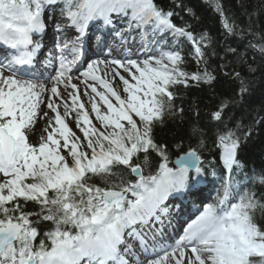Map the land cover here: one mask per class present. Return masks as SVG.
Returning a JSON list of instances; mask_svg holds the SVG:
<instances>
[{
	"label": "snow or ice",
	"instance_id": "snow-or-ice-1",
	"mask_svg": "<svg viewBox=\"0 0 264 264\" xmlns=\"http://www.w3.org/2000/svg\"><path fill=\"white\" fill-rule=\"evenodd\" d=\"M43 3L44 0H0V40L13 48L32 45L31 33L45 27L41 19ZM217 10L223 15L219 5ZM129 12L130 27L134 21L137 27L151 25L154 32H171L193 42L198 61L206 55L201 47L206 35L201 34L198 41L191 31L176 26L170 19L173 13L159 8L154 0H65L63 10L81 36L89 21L102 18L110 24L112 13L127 16ZM224 27L228 32L234 31L227 18ZM56 29L60 30L59 24ZM78 45L79 37L73 43V60L62 61L52 77L57 84L65 78L71 81L68 73L79 58ZM39 47L36 43L31 52L16 56L7 66L29 63ZM182 63L179 51L162 49L158 56L149 55L143 61L126 58L88 63L82 73L85 82L88 78L99 81L119 104H113L95 84L87 85L95 94L90 96L91 111L102 128L111 131H102L92 124L77 90L69 94L71 107L64 102V116L75 110L76 125L84 141L69 128L59 105L49 97L46 107L55 113L58 127H52L49 119L44 129L46 136H41L36 146L28 142L26 133L34 126L45 86L0 71V173L4 177L0 180V264H264V229L255 222V211H264V202L244 191L239 193L237 202L229 204L230 183L225 185L223 197L204 205L199 215L187 223L174 245L157 248L153 235L149 253L144 229L153 220H160L157 212L167 213L161 207L163 200L169 192L187 185L191 169L197 175L203 172L195 149L177 161V168L168 167L166 146L156 143L152 135L154 123L162 124L166 106L171 108V85L187 84L188 79L205 83L215 79L206 69L189 76L180 67ZM101 64L106 66L105 75L111 69L113 78L119 77L126 99L96 74ZM71 88L77 89V85L71 84ZM240 90L247 91L243 80ZM51 93L60 95L55 84ZM95 97L107 106L105 112H101ZM132 114L139 117L140 125ZM47 116L44 112L40 118ZM213 116L220 120L221 112L216 111ZM122 121L127 122V127ZM219 144L224 166L230 171L234 166L238 169L239 138L227 130L219 136ZM61 149L67 150L68 156L61 154ZM150 150L163 162L155 175H144L140 154L147 166ZM120 166L130 170L136 179L128 180L125 171L114 170ZM91 176L100 177L103 186L90 183ZM29 202L38 205L39 210L29 211ZM43 222L52 227L41 237L38 225ZM130 241H138L141 252L152 258L141 260Z\"/></svg>",
	"mask_w": 264,
	"mask_h": 264
},
{
	"label": "trees",
	"instance_id": "trees-1",
	"mask_svg": "<svg viewBox=\"0 0 264 264\" xmlns=\"http://www.w3.org/2000/svg\"><path fill=\"white\" fill-rule=\"evenodd\" d=\"M154 1L162 8H175L194 35L207 37L204 58L195 62L185 52L182 69L189 76L206 69L215 77L211 83L188 79V85L174 90V99L170 109L166 106L163 123H154L155 142L166 146L170 159L188 147H196L203 157H211L219 166L216 151L219 136L231 130L239 138L237 158L245 171H251L252 181L247 191L264 202V183L261 182L264 177V52L261 51L264 0ZM225 18L234 26L233 32L224 27ZM241 80L247 88L243 93ZM216 111L221 112L220 120L213 116ZM160 158L150 150V163L144 164L142 153L139 162L145 170H150L153 161ZM114 170L125 171L126 179L129 178V170L124 166ZM238 179H242L241 175ZM89 182L103 186L100 177L91 176ZM27 209L38 211L39 207L29 202ZM255 222L264 229V211L259 208L255 211ZM45 224L38 225L41 235Z\"/></svg>",
	"mask_w": 264,
	"mask_h": 264
},
{
	"label": "rangeland",
	"instance_id": "rangeland-1",
	"mask_svg": "<svg viewBox=\"0 0 264 264\" xmlns=\"http://www.w3.org/2000/svg\"><path fill=\"white\" fill-rule=\"evenodd\" d=\"M166 63H170L168 61H165ZM105 71H106V66H98L97 68V75L103 77L104 79L108 80L112 86L114 87V89L119 93V95L121 96L122 99H126L127 98V93H125L123 91V83L119 80V77H115V79L113 78V73L111 69L107 70V75H105ZM120 73L122 75H124L126 78H128L130 80L131 83H135V81H131V78L128 76V73L123 72L122 69L119 70ZM84 72V71H81ZM75 76V75H74ZM73 77V76H72ZM65 83H63L62 85L57 84V83H53L52 85L49 86V92L46 95L47 97H54L52 98V101L54 102V104L59 105V112L61 114L62 117L65 118V122L67 123V125L69 126V128H71V130L76 134V136L80 137V140L83 141L84 137H83V133L80 131V129L77 128L76 125V112L75 110L72 111L71 115L68 116H64V102L66 101L69 106L71 107V100L69 98V94L70 93H74L77 90L79 91V96H80V101L84 103L85 105V110L88 111L91 122L93 125H95L97 128H99V124L101 122H96V116L95 113H93L91 111V103H90V96H95L94 93L91 92V88L87 87L88 84H95L97 86L98 91H103L105 92L106 95L109 96V99L112 101L113 104L117 105V107H119L118 102L116 101L115 97H112L110 93L107 92L106 89L103 88L102 85H100L99 81H94L91 80L90 78L87 79V83L85 82V77L83 75L79 76L78 78L71 80L70 82L67 79H64ZM56 85V87L58 88L59 91V96H53V94L51 93V87L53 85ZM71 84H76L77 85V89H72L71 88ZM85 91H87V95H85ZM142 98L143 94H140ZM97 104L100 106L101 112H105L107 110V106L103 104V101L100 100L99 97H95ZM43 106V104H42ZM43 110L38 112V115L35 119V123L33 128H30L27 131V136L28 139L31 138V144L36 146L38 145L41 141H40V137L41 136H46V133L44 131V129L48 126V120L52 119V127H58V125H55V121H54V116L55 113H53L51 111V109H48L45 106H43ZM44 112L48 113V116L46 118L41 119L40 117L42 116V114ZM133 118L139 119V117L135 116V114H132ZM122 123L126 124V121H122ZM82 126L83 123L81 122ZM51 128H48V131H51ZM57 138L59 137V134H56ZM61 143H63V141H61ZM61 154L67 156V150L61 149ZM221 160H222V153H221ZM223 161V160H222ZM71 163V162H69ZM154 163V161H153ZM156 163V161H155ZM200 176V175H199ZM4 177L3 175L0 176V180H3Z\"/></svg>",
	"mask_w": 264,
	"mask_h": 264
},
{
	"label": "bare ground",
	"instance_id": "bare-ground-1",
	"mask_svg": "<svg viewBox=\"0 0 264 264\" xmlns=\"http://www.w3.org/2000/svg\"><path fill=\"white\" fill-rule=\"evenodd\" d=\"M0 71H2L4 75L7 74V71H5V70H0ZM17 79L27 80V79H22V78H17ZM32 81L35 82V83H37V84H43L44 86L47 83H49V79H41V78H39V79H33ZM48 90H49L48 88L46 90V86H45V90L41 93V97H40L41 104H40L39 111H42L44 109L43 106H45L46 105V102L48 101V98L49 97L46 96L48 94ZM42 104H43V106H42ZM198 147H200V146H198Z\"/></svg>",
	"mask_w": 264,
	"mask_h": 264
}]
</instances>
